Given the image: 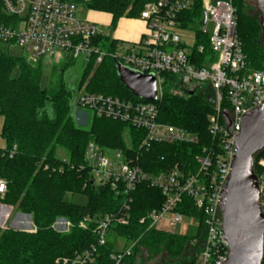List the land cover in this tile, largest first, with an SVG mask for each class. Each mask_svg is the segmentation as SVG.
I'll use <instances>...</instances> for the list:
<instances>
[{
  "label": "built area",
  "instance_id": "built-area-1",
  "mask_svg": "<svg viewBox=\"0 0 264 264\" xmlns=\"http://www.w3.org/2000/svg\"><path fill=\"white\" fill-rule=\"evenodd\" d=\"M6 12L16 16L12 25L0 26V40L21 46L25 57L34 62L51 64L69 63L82 57L87 63L103 61L108 52L96 41L102 35L101 27L82 17L79 7L69 0H4ZM202 17L196 24L183 25L185 13L192 11L196 0H153L145 4L140 18L146 23L147 32L138 43L118 44L111 54L121 64L143 74H154L156 78V100L134 101L105 95L79 88L72 104L76 121L86 123L89 115L110 118L127 123L142 131L138 151L131 153V140L126 148H108L92 140L88 143L84 164L79 170H87L86 181L93 186H109L123 196L120 209L97 216L88 215L79 223L87 228L95 223L96 242L73 255L58 259L62 264H97L99 247L107 244L115 225H128L131 218L132 193L140 184L159 189L164 197L162 205L152 209L141 222L149 228L175 233V228L187 219L191 224L195 217L178 211L183 198L188 196L204 215L205 238L203 249L197 255L196 264H223L228 258V243L223 229L220 211L222 190L231 173L232 159L236 154V135L241 130L242 118L248 112L264 104V69H251L243 51L237 26V10L233 0H200ZM195 30L207 34L208 23L213 31L208 40L212 54L203 64L194 60L195 43L189 47L182 31ZM122 48V51H118ZM203 54L204 45L196 47ZM168 76L173 77L168 84ZM208 87L204 88V84ZM170 85L172 95L188 97L199 91H210L213 111L208 115V132L213 144L204 146L203 155H198L197 173L185 175L177 163L167 170L153 173L140 164L141 154L150 151L154 144L200 143L198 134L186 128L169 124L160 119V102L165 85ZM232 123L228 129L224 112ZM17 150L0 147V160L13 157ZM77 168L67 156L60 157ZM259 174L260 204L264 213V158L257 161ZM48 168V165L45 166ZM60 167V171H63ZM55 168L53 169V171ZM6 181L0 178V194L6 192ZM24 226L32 227L31 219L25 218ZM58 233H66L72 222L59 216L52 224ZM197 229V225H196ZM134 241L129 242L123 253L112 255L115 264H124L123 257L132 253ZM264 264V258L262 261Z\"/></svg>",
  "mask_w": 264,
  "mask_h": 264
},
{
  "label": "trees",
  "instance_id": "trees-1",
  "mask_svg": "<svg viewBox=\"0 0 264 264\" xmlns=\"http://www.w3.org/2000/svg\"><path fill=\"white\" fill-rule=\"evenodd\" d=\"M69 1L82 3L90 10L112 13L114 24L122 16L139 17L145 4L153 0ZM236 10L237 31L248 65L251 69H264V46L257 24L259 19L241 13V7ZM201 17V3L196 0L192 11L184 14L183 25L196 24ZM16 19L15 15L6 12L4 0H0V26L12 25ZM200 35L198 33L194 46V60L201 65L212 51L209 42H204ZM96 41L108 55L99 64L94 59L88 63L79 88L88 80L90 91L134 101L143 100L126 88L117 74L116 59L111 54L116 51L118 43L104 35H99ZM2 43L5 42L0 40V114L4 117L1 135L7 142L6 148L15 145L17 150L13 157L5 156L0 160V177L6 180L7 188L0 201L17 205L22 212L32 214L36 230L0 227V264H62L57 260L96 242V224L90 223L83 228L79 225L81 220L88 215L118 211L123 201V196L109 186H84L87 170H79L78 167L84 164L88 143L94 140L108 148H126L123 142L126 126L130 134L131 153L135 154L142 131L104 117H94L89 127L79 125L72 104L77 91L65 80L66 67L61 69L54 86L43 87L41 63L29 61L25 56H11L2 48ZM199 45L205 47L203 54L196 51ZM17 67L19 73L13 76ZM173 79L168 76V83L172 84ZM169 89L170 86L160 102V119L198 134L200 143L154 144L150 151L141 154L140 164L146 171L158 173L178 163L185 175L197 173L199 165L196 157L203 155L204 146L213 144L207 121L213 111L212 93L209 90L199 91L180 97L172 95ZM58 149H62L77 168L67 166L58 157ZM260 158H264V149L255 154L257 174L260 172L257 166ZM46 165L48 168H45ZM60 167L64 168L63 171ZM67 193L85 194L87 203L81 205L68 201L65 199ZM132 196L129 224L115 225L112 229L116 236L135 242L132 253L125 255L123 261L131 259L145 247L149 253L163 250L171 256L187 253L190 254V262L186 264H196L197 255L203 249L205 226L204 215L194 201L185 196L178 208L179 212L197 219L196 234L190 235L149 228L148 222H141L152 209L162 205L164 197L159 189L140 184ZM1 210L3 215L8 213L6 208ZM59 216L72 222L71 229L66 233H58L52 227ZM118 253L123 251H116L114 240L110 238L107 244L99 247L97 264H115L112 255Z\"/></svg>",
  "mask_w": 264,
  "mask_h": 264
},
{
  "label": "water",
  "instance_id": "water-1",
  "mask_svg": "<svg viewBox=\"0 0 264 264\" xmlns=\"http://www.w3.org/2000/svg\"><path fill=\"white\" fill-rule=\"evenodd\" d=\"M264 46V0H256ZM117 74L134 95L156 100L154 74H143L124 66L116 59ZM228 129L232 123L224 112ZM237 151L232 159L231 173L222 190L220 211L228 243V258L223 264H262L264 258V213L260 204L255 154L264 149V104L242 118L236 135Z\"/></svg>",
  "mask_w": 264,
  "mask_h": 264
},
{
  "label": "rangeland",
  "instance_id": "rangeland-1",
  "mask_svg": "<svg viewBox=\"0 0 264 264\" xmlns=\"http://www.w3.org/2000/svg\"><path fill=\"white\" fill-rule=\"evenodd\" d=\"M85 1H88V0H85ZM75 4L79 7L80 15L85 18V16L90 11V9H88L82 3L75 2ZM234 4L236 8L241 7V13L243 12L248 16H253L256 19L257 18L259 19L260 11L258 9L256 0H234ZM200 22L201 23L194 26V29L185 30L181 32V35L184 37L186 44L189 47H191L192 44L197 42L195 38V35H196L195 30L196 29L198 30V28L202 26V19ZM257 24L260 27L259 31H260V34L262 35V29H261V26L259 25L260 23L257 22ZM212 31H213V24L209 22L207 34H201L200 38L204 42L208 43V40L211 36ZM2 48L13 57H20V56L26 55L22 47L18 45H14V44L9 45V44L2 43ZM118 51H122V48H119ZM34 63H38V62H34ZM40 63L42 65L41 66V72H42V79H41L42 82L41 83L43 87L54 86L59 80V76H60L59 74L61 72V69L66 67L65 75H64L65 80H67L69 84L71 85V87L75 88L76 91L79 90L81 79L84 75L86 67L88 66V63L82 57L71 60L68 64L67 63L66 64L65 63L51 64V63H45L42 61ZM18 73H19V69L17 67L13 71V76H17ZM168 84L165 85L166 89H168L170 86ZM87 86H88V80H86L85 83L80 88H84V87L87 88ZM207 87H208V83H205L204 88H207ZM124 99H127V98H124ZM74 115L76 116L75 112H74ZM90 117L91 115H89V119L86 123H79L78 121L77 123L83 127H89L94 116L92 117V119ZM3 122H4V117L0 114V147L6 148L7 142L1 135ZM123 140H124L123 142L125 146H128L129 145V129L126 126L123 129ZM57 155L58 157H63L66 155V153L62 149H58ZM2 179L5 180L4 178ZM4 194L5 193L0 194V199L4 198ZM65 199L68 201H73L74 203L81 204V205L86 204L88 200L85 194H80V193L79 194L67 193V195L65 196ZM4 208L8 210V213L5 215H3L2 210H1ZM25 218L31 219L32 227H34L35 229L36 225H35L32 214L22 212L18 208L17 205H10V204H6L0 201V227L1 228L4 229V228L9 227V228L19 230V231H30L29 230L31 227L30 225L28 226L22 225V223L27 224L24 220ZM196 225H197L196 222L195 224L194 223L191 224V220L187 219L183 224H180L175 228V233H178V234L188 233L190 235H195ZM111 238L114 240L115 248H116V251L118 252L123 251L129 245V241H127L124 238H120L116 236L114 232L111 233ZM186 254L187 253L183 255H179V256H171L167 254L165 250L160 251L159 253H149L145 247H142V249L136 252L134 257H132L131 259L130 258L124 259L123 263L124 264H186L190 262V254L188 255Z\"/></svg>",
  "mask_w": 264,
  "mask_h": 264
},
{
  "label": "crops",
  "instance_id": "crops-1",
  "mask_svg": "<svg viewBox=\"0 0 264 264\" xmlns=\"http://www.w3.org/2000/svg\"><path fill=\"white\" fill-rule=\"evenodd\" d=\"M86 19L98 24L102 35L110 37L118 44H133L146 35V23L140 17L122 16L113 24V14L105 11L90 10Z\"/></svg>",
  "mask_w": 264,
  "mask_h": 264
}]
</instances>
